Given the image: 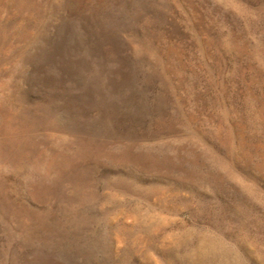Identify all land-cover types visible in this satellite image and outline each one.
Here are the masks:
<instances>
[{"label": "rangeland", "instance_id": "374dc122", "mask_svg": "<svg viewBox=\"0 0 264 264\" xmlns=\"http://www.w3.org/2000/svg\"><path fill=\"white\" fill-rule=\"evenodd\" d=\"M0 264H264V0H0Z\"/></svg>", "mask_w": 264, "mask_h": 264}]
</instances>
